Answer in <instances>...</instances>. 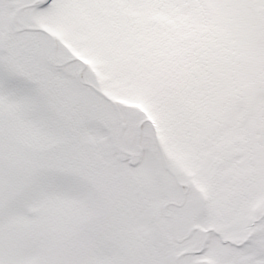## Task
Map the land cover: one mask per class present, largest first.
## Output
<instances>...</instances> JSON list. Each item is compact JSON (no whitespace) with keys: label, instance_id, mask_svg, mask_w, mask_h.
I'll list each match as a JSON object with an SVG mask.
<instances>
[{"label":"snow or ice","instance_id":"snow-or-ice-1","mask_svg":"<svg viewBox=\"0 0 264 264\" xmlns=\"http://www.w3.org/2000/svg\"><path fill=\"white\" fill-rule=\"evenodd\" d=\"M0 264H264V0H0Z\"/></svg>","mask_w":264,"mask_h":264}]
</instances>
